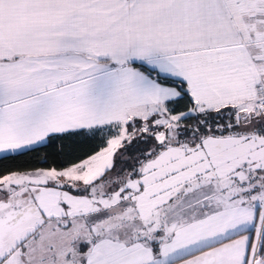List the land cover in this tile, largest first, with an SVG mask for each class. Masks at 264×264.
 <instances>
[{
    "label": "snow or ice",
    "instance_id": "1",
    "mask_svg": "<svg viewBox=\"0 0 264 264\" xmlns=\"http://www.w3.org/2000/svg\"><path fill=\"white\" fill-rule=\"evenodd\" d=\"M0 264H264V0H0Z\"/></svg>",
    "mask_w": 264,
    "mask_h": 264
}]
</instances>
